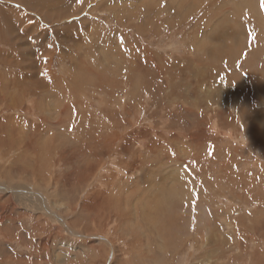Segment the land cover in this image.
Masks as SVG:
<instances>
[{
  "label": "rangeland",
  "instance_id": "374dc122",
  "mask_svg": "<svg viewBox=\"0 0 264 264\" xmlns=\"http://www.w3.org/2000/svg\"><path fill=\"white\" fill-rule=\"evenodd\" d=\"M0 10V79L20 74L26 89L0 98V133L9 120L23 139L43 132L39 153L30 140L0 148L1 168L14 156L36 168L0 179L17 190L0 191V264H264V0ZM30 60L49 92L31 87ZM23 190L45 194L69 230Z\"/></svg>",
  "mask_w": 264,
  "mask_h": 264
},
{
  "label": "bare ground",
  "instance_id": "6f19581e",
  "mask_svg": "<svg viewBox=\"0 0 264 264\" xmlns=\"http://www.w3.org/2000/svg\"><path fill=\"white\" fill-rule=\"evenodd\" d=\"M56 1V0H55ZM209 2V1H208ZM192 3V2H191ZM215 3V2H214ZM209 4V3H208ZM217 5V4H216ZM238 5V4H237ZM247 5V4H246ZM2 9H3V7H1ZM194 8V7H193ZM234 8V7H233ZM1 9V10H2ZM53 9V8H52ZM216 9H218V8H216ZM220 9V8H219ZM0 10V14L1 13H3L2 11L4 10V12H6V8L5 9H3L2 11ZM13 10V9H12ZM13 12V11H12ZM17 12V11H16ZM202 12V11H201ZM11 13V12H10ZM14 13V12H13ZM19 13H21L22 14V12H19ZM52 13V12H51ZM214 13H215V11H214ZM6 14V13H5ZM9 14V13H8ZM16 15H18V13H15ZM53 14V13H52ZM3 15V14H2ZM1 15V16H2ZM7 15V14H6ZM13 15V14H12ZM3 17V16H2ZM5 17H7V16H5ZM238 17V16H237ZM12 18V17H11ZM236 18V17H235ZM5 19V18H4ZM6 20H7V18H6ZM5 20V21H6ZM11 20H13V19H11ZM7 21H9V20H7ZM148 21V20H147ZM226 22V21H225ZM9 23V25H10V21L8 22ZM15 23V22H14ZM234 23V22H233ZM5 24H6V22H5ZM5 24H4V26H5ZM12 24V23H11ZM18 25V24H17ZM6 26H7V24H6ZM11 26V25H10ZM15 26V25H14ZM241 26V25H240ZM13 27V26H12ZM140 27V26H139ZM14 28H16V27H14ZM236 28V27H235ZM9 29V28H8ZM11 29V28H10ZM10 29H9V31H10ZM20 29V28H19ZM18 29V30H19ZM140 29V28H139ZM21 30V29H20ZM236 30V29H235ZM235 30H233V32H235ZM142 31V30H141ZM229 31V30H228ZM237 31V30H236ZM15 32V31H14ZM13 33V32H12ZM210 33V32H209ZM227 33V32H226ZM19 34H20V32H19ZM217 34L220 36V32H217ZM22 37H23V35H22ZM211 38V37H210ZM213 38V37H212ZM222 38V37H221ZM20 39V38H19ZM23 39H24V37H23ZM27 39H28V37H27ZM209 41H210V39H209ZM219 41V40H218ZM230 41V40H229ZM46 43V42H45ZM201 43H203V42H201ZM220 43V42H219ZM227 43H229V44H231V42H227ZM207 44V43H206ZM209 45V44H208ZM207 45V46H208ZM227 45V44H226ZM209 47V46H208ZM234 47V46H233ZM241 47V46H240ZM220 48V47H219ZM211 49V48H210ZM213 49V48H212ZM225 49V48H224ZM203 50V49H202ZM239 50H240V48H239ZM219 51V50H218ZM213 52V51H212ZM32 57H35V54H33V56ZM31 59V58H30ZM206 59V58H205ZM216 59V58H215ZM216 61V60H215ZM29 62H31V60L29 61ZM13 63V62H12ZM212 63V62H211ZM215 63V62H214ZM30 64V66H28V73H30L29 74V81L30 82H32L33 83V86H31L32 88H34V91H35V93L36 94H38L39 93V91H43L44 89L47 91V92H49V89H50V87H51V82H50V79L49 78H47L46 76H47V74H46V72L45 71H43V68H39L37 65H38V63H36L35 61H32L31 63H29ZM35 64V65H34ZM37 64V65H36ZM160 64V63H159ZM163 64V63H162ZM21 64H16V65H14L13 67H17V66H20ZM40 65V64H39ZM161 66V65H160ZM42 67V66H41ZM162 68H165V67H162ZM167 70V69H166ZM34 75V76H33ZM32 85V84H31ZM6 86H9V88H10V90H6L5 88H6ZM202 87V86H201ZM25 89V88H24ZM23 88H22V86H21V75L20 74H15L14 76H12V78H11V80H10V82L9 81H7V80H5V79H0V98H4V97H7L6 95H8V94H10V93H19V94H22L23 92H26L25 90H24ZM4 91H6V92H4ZM44 93V92H43ZM46 93V92H45ZM6 94V95H5ZM201 94V93H200ZM1 103H4L3 101H1L0 102V104ZM127 110H125V112H126ZM46 113V112H45ZM44 118H45V116H43ZM43 118V119H44ZM44 121H46V118L44 119ZM49 124H51V123H49ZM64 124V123H63ZM2 125V124H1ZM0 125V126H1ZM56 126H55V128H58L59 126H61L62 124H55ZM33 128H34V125H31ZM63 126V125H62ZM44 127V126H43ZM32 128V129H33ZM8 129H10V130H8ZM21 130H23V128H21L20 127V125H18V124H16L14 121H6V122H4V124H3V129L1 130V136H0V148H3V146L6 144L7 145V147H6V152L7 153H9L8 155L10 156L11 155V152H10V149H15V147L16 148H22L23 146H25V145H27V143H25V144H23L24 142H25V140H30L29 141V148H32L33 147V149L35 150V152H36V150H37V152L39 153V151H40V142H39V139L38 138H36L35 136L36 135H38L40 132H39V130L41 131V128L38 130V129H36V130H34V131H32V133H30L29 135V137L28 138H25V139H23L22 138V135L19 133ZM54 130V129H53ZM59 130H62V129H60L59 128ZM204 130V129H203ZM41 133H43L42 131H41ZM40 133V134H41ZM89 133V132H88ZM180 133V132H179ZM202 134V133H201ZM56 136V135H55ZM152 136V135H151ZM159 136H160V134H159ZM158 136V137H159ZM162 136V135H161ZM160 136V137H161ZM64 137V136H63ZM157 137V138H158ZM34 138H35V140H34ZM49 138H50V136H49ZM110 138H111V136H110ZM175 138H178V137H175ZM55 139V138H54ZM113 139V138H112ZM146 139V138H145ZM159 139V138H158ZM157 139V140H158ZM162 139V138H161ZM57 140H59V139H56V140H53V141H56V143H57ZM67 140H69V137L67 138ZM90 140V139H89ZM97 140V139H96ZM95 140V141H96ZM40 141H41V139H40ZM52 141V142H53ZM159 142H160V140H158ZM162 142H163V140H161ZM80 142V141H79ZM97 142V141H96ZM157 142V141H156ZM92 143V142H91ZM102 143V142H101ZM109 143V142H108ZM114 143V142H113ZM129 143V144H128ZM130 143L131 142H127V143H125L126 145H124L125 146V149H123V154L124 153H126L127 151H128V147H129V145H130ZM152 143V142H151ZM158 143V142H157ZM50 144V143H49ZM156 144V143H155ZM53 145V144H52ZM75 145H77V144H75ZM86 143H84L82 146H80L83 150H84V148L86 149ZM98 144L97 143H93V146L91 147V152L92 151H99L100 149H99V147L97 146ZM103 145V144H102ZM109 145H111V144H109ZM162 145V144H161ZM44 146V145H43ZM112 147L111 148H113V145H111ZM163 146V145H162ZM46 148H47V146H46ZM48 148H50V147H48ZM154 148H156L155 146H154ZM97 149V150H96ZM131 149V148H130ZM134 149V148H133ZM151 149H152V147H151ZM158 149V148H157ZM161 149V148H160ZM159 149V150H160ZM44 150V149H43ZM51 150V149H50ZM76 150V148L74 149V151ZM90 150V149H89ZM107 150V149H106ZM113 150V149H112ZM14 151V153H16L17 154V152H16V149L15 150H13ZM90 152V153H91ZM45 153V152H44ZM47 153V152H46ZM132 153V152H131ZM36 154V153H35ZM92 154V153H91ZM22 155V154H21ZM83 155H85V154H83ZM156 155H157V151H156ZM16 156H18V155H16ZM154 156H155V154H154ZM159 156V155H158ZM128 157V156H127ZM161 158V157H160ZM144 159V158H143ZM171 159V158H170ZM169 159V160H170ZM20 160V161H19ZM168 160V159H167ZM6 162L7 161H10V158H7V160H5ZM13 161H14V164L12 165V169H11V172H9V171H7L6 169L7 168H1V166H0V179H5V180H8V181H11V178H10V174H11V176H13V172H15L16 173V175H18V179H20L22 176H23V172H22V169H20V165L22 164V165H24V168L26 169V170H35L36 168H31V166L29 165V167H27L25 164H23L22 162H23V159H20L19 157H13ZM18 161H19V163H18ZM43 161V160H42ZM154 161V160H153ZM156 161V160H155ZM3 162V161H2ZM17 162V163H16ZM137 162H139L140 164L141 163H143V161H142V159H139ZM145 162V161H144ZM4 164H5V162H3ZM153 163V162H152ZM156 163V162H155ZM0 164H2V163H0ZM132 164H134V165H136L135 163H132ZM11 165V164H10ZM142 165V164H141ZM150 165V164H149ZM153 165V164H152ZM159 165V164H158ZM144 166V165H143ZM146 167H147V165H146ZM154 167V166H153ZM143 168V167H142ZM155 168H156V166H155ZM160 168V167H159ZM160 169H162V168H160ZM158 171V170H157ZM162 171V170H161ZM148 173V172H147ZM30 175V174H29ZM39 175V177H41V178H43L44 176L41 174V173H39L38 174ZM36 177H38V176H36ZM14 178V177H13ZM12 178V179H13ZM38 179V178H37ZM34 182V181H33ZM41 183V182H40ZM163 183V182H162ZM16 184H18V183H16ZM88 184V183H87ZM7 185V184H6ZM124 185V184H123ZM4 188H6L7 189V191L8 192H11V193H16L17 192V190L15 191V190H10V189H8L7 187H5L4 185H2V183L0 182V191H3L4 190ZM141 189V188H140ZM37 190H39V189H37ZM24 192V194L25 195H22V196H26L27 198H28V201H34V202H36L37 204H38V206H40V208L41 207H44V208H46V210H45V212H48V213H46V214H51L53 217H55L56 219H55V221H57V220H59L60 222H63L64 223V225H65V228L67 229V230H69V228H68V226H67V223H65L66 221L65 220H63V218H60V217H58V214L56 215L55 213H53V211H51V210H49V206H47L48 204H47V202H45V200L44 199H46L47 200V198L45 197V196H43V195H45V194H43V193H41V192H36V191H33V190H30V191H26V190H23ZM47 193V192H46ZM4 194V193H3ZM43 194V195H42ZM105 194V193H104ZM8 195V194H7ZM11 195H13V194H11ZM66 197V196H65ZM5 198V197H4ZM16 198V197H15ZM159 198V197H158ZM18 199V198H17ZM20 199V198H19ZM108 199V198H107ZM155 199V198H154ZM153 199V200H154ZM80 200V199H79ZM131 200V199H130ZM161 200V199H160ZM49 201V200H48ZM68 201V200H67ZM19 202V201H18ZM50 202V201H49ZM80 202V201H79ZM158 202H159V199H158ZM162 203V202H161ZM160 203V204H161ZM51 205H53V204H51ZM50 205V206H51ZM36 206V205H35ZM46 206V207H45ZM161 206V205H160ZM34 207V206H33ZM37 207V206H36ZM58 207V206H57ZM150 207V206H149ZM53 207H51V209H52ZM73 208V207H72ZM32 209V208H31ZM35 209V208H34ZM48 209V210H47ZM62 209V208H61ZM156 209H159V208H156ZM57 210V209H56ZM153 210H155V209H153ZM158 211V210H157ZM35 212V211H34ZM161 212V211H160ZM162 213V212H161ZM165 212H163V214H164ZM44 214V213H43ZM50 215V216H51ZM166 216V215H165ZM164 216V217H165ZM145 217H147V213L146 214H144V218ZM84 220V219H83ZM58 221V222H59ZM65 221V222H64ZM85 224V223H84ZM126 225V224H125ZM157 232L158 234H162L161 233V229L160 228H156L155 230L154 229H152V231L151 232ZM71 233H73V232H71ZM86 237V236H85ZM88 237V236H87ZM160 237V236H159ZM90 239H92L91 237H89ZM94 239H97V240H101V241H107L105 238H103V237H93ZM108 242V241H107ZM108 243H110L111 245H112V243H111V241L110 242H108ZM113 246V245H112ZM114 247V246H113ZM115 248H112V255H111V259L110 260H112V258H114V256H115V250H114ZM145 250V249H144ZM112 262V261H111ZM122 263V262H121ZM124 263V262H123ZM122 263V264H123ZM113 264V263H112Z\"/></svg>",
  "mask_w": 264,
  "mask_h": 264
}]
</instances>
